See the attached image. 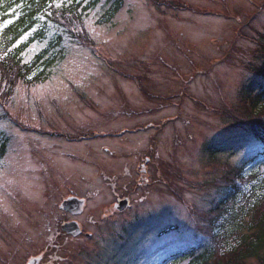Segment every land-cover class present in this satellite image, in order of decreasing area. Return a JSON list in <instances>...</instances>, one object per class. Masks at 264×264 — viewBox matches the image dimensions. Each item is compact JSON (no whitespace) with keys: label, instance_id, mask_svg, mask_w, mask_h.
Masks as SVG:
<instances>
[{"label":"rangeland","instance_id":"374dc122","mask_svg":"<svg viewBox=\"0 0 264 264\" xmlns=\"http://www.w3.org/2000/svg\"><path fill=\"white\" fill-rule=\"evenodd\" d=\"M64 4L85 9L82 45L10 46L38 80L0 99V264H198L193 249L214 246L201 227L219 185L244 167L214 224L222 254L236 248L264 197V159L249 160L252 143L211 162L204 150L230 149L244 128L223 113L264 88V0ZM13 22L0 24V49ZM74 196L80 215L62 209ZM75 220L91 240L64 231Z\"/></svg>","mask_w":264,"mask_h":264},{"label":"trees","instance_id":"16d2710c","mask_svg":"<svg viewBox=\"0 0 264 264\" xmlns=\"http://www.w3.org/2000/svg\"><path fill=\"white\" fill-rule=\"evenodd\" d=\"M64 3L65 0H0V24L12 18L15 19L12 25L4 31L3 37L7 38L8 43L2 48L3 50H0V74L7 79L6 83L1 81L2 90L5 93L0 95L1 100L5 101L6 98L13 97L12 88L15 82L23 85L28 79L31 69L24 64L21 51H16L14 54L10 52V46L24 39L26 35L30 38L29 42L24 45L25 47L35 42H44L45 39L49 40L51 46L63 43L65 38L76 44H81L83 40L87 41L83 36L85 9H82L79 4L66 6ZM50 31H55L54 39L48 38L52 34ZM47 51L48 49L43 51L38 58L46 64ZM258 74L264 78V68H260ZM37 80L36 77L31 83ZM247 93L243 106L230 113H223L229 119L227 122L243 126L242 135L231 137L225 142L226 147H228L227 143L231 145L230 149H221V146L217 149L214 145H208L204 152L209 162L214 161L223 152H229L228 150H231L233 146L241 149L246 143H252L255 146L249 160L264 159V103H262L264 88L261 90L250 88ZM261 103L262 106L258 109L257 106ZM243 168L228 172L219 185V199L213 203L205 218L208 221L204 222L201 227L202 233L213 242L214 246L208 250L207 244H204L203 247L193 249L194 253L190 255L195 256L198 264H248V261L252 259L264 264V197L243 217L241 216V226L236 231L241 241L236 248L222 254L221 249L217 247L219 240L215 237L214 224L229 207L235 206L237 196L242 193ZM169 258L167 257L165 261Z\"/></svg>","mask_w":264,"mask_h":264},{"label":"water","instance_id":"95a60500","mask_svg":"<svg viewBox=\"0 0 264 264\" xmlns=\"http://www.w3.org/2000/svg\"><path fill=\"white\" fill-rule=\"evenodd\" d=\"M127 205H128L127 201L121 203V207H119V210L123 211L127 207ZM83 206H84V202L78 201L77 199H70L64 202L63 209L69 211L72 215L75 214L77 215L82 212ZM64 231H66V233L74 237L80 234L79 226H77L76 223L65 225Z\"/></svg>","mask_w":264,"mask_h":264}]
</instances>
